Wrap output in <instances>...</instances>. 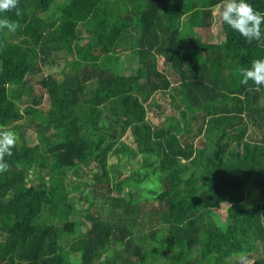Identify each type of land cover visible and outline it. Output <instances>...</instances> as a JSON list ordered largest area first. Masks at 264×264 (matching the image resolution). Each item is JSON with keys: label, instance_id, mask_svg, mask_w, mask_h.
Instances as JSON below:
<instances>
[{"label": "trees", "instance_id": "1", "mask_svg": "<svg viewBox=\"0 0 264 264\" xmlns=\"http://www.w3.org/2000/svg\"><path fill=\"white\" fill-rule=\"evenodd\" d=\"M222 2L18 0L0 13L18 25L0 30V129L16 135L0 264H264V88L238 74L264 58V36L249 43L219 17L203 40ZM120 153L126 170L108 163Z\"/></svg>", "mask_w": 264, "mask_h": 264}, {"label": "clouds", "instance_id": "2", "mask_svg": "<svg viewBox=\"0 0 264 264\" xmlns=\"http://www.w3.org/2000/svg\"><path fill=\"white\" fill-rule=\"evenodd\" d=\"M18 0H0V13L7 12L17 7ZM19 15V10H17ZM219 17L221 23L230 29L238 32L249 43L253 40L259 41L264 32L261 25H264V14L253 9L249 0H223ZM18 25L7 18H0V30L7 29L15 31ZM240 83L247 85L249 80L257 89L264 88V58L255 59L250 67L239 69ZM16 142V135L12 131L0 129V173L6 172L9 168L4 159L12 154V148Z\"/></svg>", "mask_w": 264, "mask_h": 264}, {"label": "rangeland", "instance_id": "3", "mask_svg": "<svg viewBox=\"0 0 264 264\" xmlns=\"http://www.w3.org/2000/svg\"><path fill=\"white\" fill-rule=\"evenodd\" d=\"M218 19H219V10L215 9L214 10V22H213L212 27L197 28V30L201 34V37H202L203 40H209L210 38L213 37V35H215L217 38H218V36H220V33H219L220 24H219ZM159 63H160L159 66L163 68L164 64H163V60L162 59H160ZM34 84H36V83L34 82ZM35 91L36 92H41L40 87H38L36 85L35 86ZM46 106H47V102H43V107L45 108ZM27 132H28L29 135L32 136L31 139L33 141H36L35 138H34V135H33V130L28 128ZM127 135L129 137H131V138H132V136H134L131 132H127ZM125 144L130 146V147H132V148H135V146H136L134 144V142L129 141V140H127ZM118 157H114L112 155H110L108 157V163L111 164V167L113 166V164L116 163L117 166H119V168H120L122 166V164L127 159V155L124 154V153H120ZM128 164H129V161H128ZM123 169L124 170L127 169V164L126 163L123 164ZM91 170H92V168H90V166H87L86 170H82L80 172L83 175V177H81L79 179L77 178V179L80 180V181H83V178H85V179H89L91 181L90 187L92 188L93 192H95L93 194V197H94V195L99 191V189L94 186V183H92L94 181L93 176H94L95 170H92V171ZM110 170L112 171V170H114V168H111ZM83 184H84V182L80 183L81 186H83ZM122 190H123V193L125 194V192L127 191V186H123ZM77 194L79 196H82L83 194H85V191L84 190L83 191L80 190ZM93 197H91V198H93ZM225 206H226L225 204H222L220 206V210H224ZM151 217H152V215H151ZM220 218L224 219V220H227V218L225 217V212L224 211L220 213ZM153 220H154V218H152L150 220V223L147 224V226L151 225ZM145 231H146V229H143V232H145ZM258 257H259V253L244 254L243 256H234L232 258V260H231L232 261L231 264H261V262L258 260ZM155 258H157V260L160 259L158 256H156Z\"/></svg>", "mask_w": 264, "mask_h": 264}]
</instances>
